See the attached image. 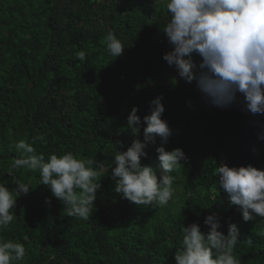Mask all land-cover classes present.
I'll use <instances>...</instances> for the list:
<instances>
[{
	"label": "trees",
	"instance_id": "obj_1",
	"mask_svg": "<svg viewBox=\"0 0 264 264\" xmlns=\"http://www.w3.org/2000/svg\"><path fill=\"white\" fill-rule=\"evenodd\" d=\"M166 0H0V181L30 183L17 197L14 221L0 238L22 243L19 264H174L183 225L216 213L221 231L239 230L234 255L240 264H264V218L244 222L237 206L218 188L214 168L251 165L264 170V114L205 104L195 87L163 60L170 45L161 29L169 19ZM114 32L123 54H107L105 37ZM84 50L87 61L76 58ZM193 59L198 63L199 57ZM176 78L177 83L172 80ZM162 96L173 135L166 150L181 148L187 161L173 172L174 197L163 207L137 206L114 192L116 151L132 136L126 120L133 106L150 114ZM242 99V98H241ZM190 102V103H189ZM36 141L38 153L73 152L103 165L95 208L87 220L69 217L41 185L37 171L6 172L19 154L12 145ZM139 139L143 140L141 128ZM123 145V147H121ZM157 137L142 165L157 161ZM51 200L49 207L45 200Z\"/></svg>",
	"mask_w": 264,
	"mask_h": 264
},
{
	"label": "clouds",
	"instance_id": "obj_2",
	"mask_svg": "<svg viewBox=\"0 0 264 264\" xmlns=\"http://www.w3.org/2000/svg\"><path fill=\"white\" fill-rule=\"evenodd\" d=\"M165 7L169 19L161 30L170 50L163 54V60L187 83L195 82L205 104L228 108L239 101L245 111L264 114V0H166ZM105 43L108 55L116 58L123 54L125 47L114 32L107 33ZM194 56L200 58L198 63ZM76 58L86 62L87 54L80 50ZM172 83H177L176 78ZM162 100V96L154 98L150 114L143 118L137 114L138 106L132 107L126 120L131 144L126 151L117 150L112 160L114 192L144 208L163 207L173 199L172 173L188 159L181 148L168 151L163 146L173 130L163 119ZM141 128L143 140L138 138ZM157 137L161 146L156 148L154 170L142 165L141 159L148 157L146 149ZM259 139L264 140V132ZM36 141L46 143L44 135L37 134L32 142L19 140L12 145L19 156L6 173L13 176L19 169L37 171L41 185L61 202L69 217L87 220L102 187L98 169L103 165L94 159H79L71 151L46 158L36 151ZM214 175L218 188L227 194L231 206L238 207L244 222L264 218V170L220 162ZM13 184L10 188L0 181V231H7L14 221L17 197L32 190L30 183L21 179ZM45 203L51 207L50 199ZM203 224L207 231L197 222L183 225L172 257L174 264H240L234 255L239 241L237 225L230 223L225 234L216 213L207 215ZM25 255L24 244L0 238V264H19ZM166 262L167 257L163 264Z\"/></svg>",
	"mask_w": 264,
	"mask_h": 264
}]
</instances>
